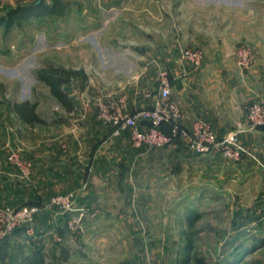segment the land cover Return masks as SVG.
Segmentation results:
<instances>
[{
    "label": "rangeland",
    "instance_id": "1",
    "mask_svg": "<svg viewBox=\"0 0 264 264\" xmlns=\"http://www.w3.org/2000/svg\"><path fill=\"white\" fill-rule=\"evenodd\" d=\"M38 1L0 0V221L7 219L2 210L17 211L26 206L39 209L31 220L24 218L4 236L0 228V244L6 238L9 241L22 236V249L27 253L42 252L46 264H82L88 255L84 247L88 238L86 221H95L99 211H83L86 208L80 205L79 190L49 193L36 189L35 162L26 156V152H31L29 147L25 149L18 141L13 105L38 98L43 86L37 72L48 66L79 73L73 78L76 86H88L97 92L93 99L96 117L97 105L106 97H126L135 109V103L158 89L161 72L168 71L170 75L174 66L182 67L186 74L224 73L230 65L246 71L240 64L239 53L243 48L249 49L253 56L250 68L255 64L259 50L257 27H264V0H61L55 13L15 18L20 6H34ZM9 21L12 23L7 26ZM243 27H250V37L246 38ZM189 51L201 53L200 64L183 57ZM82 75H87L84 81ZM52 111L63 114L59 105ZM180 114L182 117L181 108ZM60 120L37 124L42 137H59V154L69 157L73 144L66 142L68 133L59 126ZM180 121L181 118L180 130L189 133L196 122L208 124L195 120L192 128L186 130ZM241 128L248 129L237 122L229 133ZM180 137L176 138L175 148L181 141L187 143ZM242 160L227 161L237 164ZM171 171L176 172L177 167L173 166ZM138 181L155 182L149 175L139 177ZM189 204L187 200L184 217L169 225L171 239L167 241L148 239V235H143L142 224L137 225L138 236L142 237L135 242L125 240L126 233H118L121 240L115 250L119 252V262L226 264L230 260L226 255L230 239H225L224 233L221 235L226 225L218 217L199 216ZM249 226L250 234H254L257 227ZM260 247L253 252L250 248L251 253L244 259L238 257L237 264H264V243Z\"/></svg>",
    "mask_w": 264,
    "mask_h": 264
},
{
    "label": "crops",
    "instance_id": "2",
    "mask_svg": "<svg viewBox=\"0 0 264 264\" xmlns=\"http://www.w3.org/2000/svg\"><path fill=\"white\" fill-rule=\"evenodd\" d=\"M249 28L243 27L246 38L250 37ZM257 28L259 50L255 64L246 71L236 65L227 66L224 73L186 74L182 67L171 69V99L181 108L183 129L190 130L199 119L210 124L219 137L229 133L237 122L247 127L249 104L264 99V34H260L264 27ZM38 81L43 87L38 98L29 102L37 104L35 113L43 121L61 119L58 124L68 133L66 142L73 144L69 157L60 156L57 135L43 138L39 124L21 120L13 108L12 117L19 128L18 141L31 150L26 156L35 162L36 189L49 193L79 190L80 205L99 211L95 221H86L88 238L84 247L88 255L82 264H122L115 250L121 240L118 233H126L124 239L135 242L142 237L138 236V224L145 227L143 235L148 239H171L169 225L184 217L187 200L199 216H215L226 225L221 235L230 239L226 243L230 262L261 249L264 127L239 134L248 153L237 164L215 152L196 154L186 148L184 141L176 148H135L129 130L113 137L112 127L97 119L93 101L97 92L88 86H76L72 79L67 92L73 106L68 110L43 81ZM137 103L138 107L146 105L143 99ZM57 105L63 114L52 111ZM173 166L176 172L171 171ZM148 175L155 182L140 184L139 177ZM249 225L257 227L254 234H250ZM7 243L6 262L18 264L35 254L22 249V236H14ZM254 243L257 247H251Z\"/></svg>",
    "mask_w": 264,
    "mask_h": 264
},
{
    "label": "built area",
    "instance_id": "3",
    "mask_svg": "<svg viewBox=\"0 0 264 264\" xmlns=\"http://www.w3.org/2000/svg\"><path fill=\"white\" fill-rule=\"evenodd\" d=\"M183 57L197 65L202 60V55L198 51H189ZM239 61L243 69H249L253 64L251 51L243 48L239 53ZM171 94V77L168 71H162L156 94H147L146 99H143L145 102H149L148 104L138 107V103H135V109H132L126 97L119 99L106 97L97 105V117L112 127V136L114 137L129 130L131 142L135 148L147 147L151 150L174 148L179 135L180 138L187 141L186 147L196 154L215 152L226 160L234 162L242 160L248 153L239 139V133L264 127V99H259L252 102L247 108L248 129L241 128L224 137H219L208 124L200 121L194 124L191 133L182 131L179 126L180 108L171 99ZM164 124H169L172 127L171 133L163 131ZM24 169L28 173V169ZM54 202L60 201L54 199ZM67 203L70 204L69 198H67ZM38 210L37 207L29 206L22 207L17 211L2 210L7 219L0 221L1 235L10 233L24 218L31 220ZM83 211L87 212L88 208H83Z\"/></svg>",
    "mask_w": 264,
    "mask_h": 264
},
{
    "label": "trees",
    "instance_id": "4",
    "mask_svg": "<svg viewBox=\"0 0 264 264\" xmlns=\"http://www.w3.org/2000/svg\"><path fill=\"white\" fill-rule=\"evenodd\" d=\"M62 4L61 0H40L39 4L34 6H20L15 11V18L24 19L29 16H43L47 12L55 13ZM12 22L9 21L6 25L9 26ZM79 73L67 70L61 67L48 66L40 69L37 72L38 79L43 81L49 88L52 95L68 110L73 106V101L69 97L67 92V87L71 83V80L76 77ZM37 104L30 103L28 101L17 103L13 105V110L19 116V118L30 124L33 123H43L35 111ZM162 129L166 133H170L172 127L169 124H164ZM7 238L0 244V262L2 264H13L12 262H6V257H8L7 252ZM68 260V254L65 252L64 259ZM238 259L235 261H227L226 264H237ZM18 264H46L44 255L42 252H36L30 256L22 259Z\"/></svg>",
    "mask_w": 264,
    "mask_h": 264
},
{
    "label": "water",
    "instance_id": "5",
    "mask_svg": "<svg viewBox=\"0 0 264 264\" xmlns=\"http://www.w3.org/2000/svg\"><path fill=\"white\" fill-rule=\"evenodd\" d=\"M40 2V0L38 1V3Z\"/></svg>",
    "mask_w": 264,
    "mask_h": 264
}]
</instances>
